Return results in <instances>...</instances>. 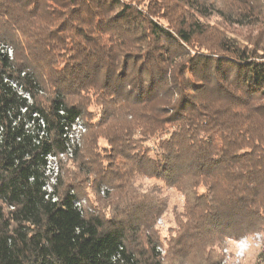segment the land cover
Here are the masks:
<instances>
[{
	"label": "trees",
	"instance_id": "trees-1",
	"mask_svg": "<svg viewBox=\"0 0 264 264\" xmlns=\"http://www.w3.org/2000/svg\"><path fill=\"white\" fill-rule=\"evenodd\" d=\"M0 44V264H219L228 239L264 243V0H0Z\"/></svg>",
	"mask_w": 264,
	"mask_h": 264
},
{
	"label": "rangeland",
	"instance_id": "rangeland-1",
	"mask_svg": "<svg viewBox=\"0 0 264 264\" xmlns=\"http://www.w3.org/2000/svg\"><path fill=\"white\" fill-rule=\"evenodd\" d=\"M229 32H234L236 36L243 37L246 36L248 31L245 29H239V28H226ZM82 123L84 124V121L82 120ZM79 127L74 128V134L78 135ZM82 133V132H81ZM86 133V127L85 131L83 132L81 136L80 146L77 147L79 149L81 147L82 139L84 134ZM66 162H69L68 160ZM66 162H59V166L62 163ZM70 165V164H67ZM169 206L166 210L164 216L157 221V226L160 229V237L163 241V247L161 248L160 255L164 256L165 254V248L167 240L170 238V236L173 235L172 227H173V221H174V214H173V206H175L177 209L180 210V208L183 205V198L180 194L170 191L169 192ZM88 200H93V195H89ZM87 205V201H85L84 206ZM264 243H263V236L261 234H252L248 235L242 238H239L237 240L228 239L226 240L222 246H220V250L218 255H215V260L219 264H260L258 260V256L261 253V251L264 249Z\"/></svg>",
	"mask_w": 264,
	"mask_h": 264
},
{
	"label": "built area",
	"instance_id": "built-area-1",
	"mask_svg": "<svg viewBox=\"0 0 264 264\" xmlns=\"http://www.w3.org/2000/svg\"><path fill=\"white\" fill-rule=\"evenodd\" d=\"M0 48H2V51L6 52L10 58L12 57V51L10 50L9 47L0 44ZM75 127H79L78 135L74 134ZM84 131H85V126L82 123V121L78 119L75 120L74 124L71 125L70 131H66L65 133V137L68 139L66 143L65 153L60 154L58 157H53L50 155L46 157L47 166H46L45 175L48 177V180L44 186V190L47 192V194L52 193L53 188L57 183V178L59 176V169H60L59 162H66L67 160L72 159L75 148L80 146L81 136ZM84 204L85 201L82 200L80 202H77L75 205L77 207H80L83 206ZM156 250L159 253H162L160 247H157Z\"/></svg>",
	"mask_w": 264,
	"mask_h": 264
}]
</instances>
